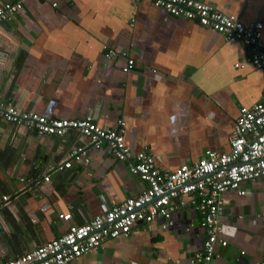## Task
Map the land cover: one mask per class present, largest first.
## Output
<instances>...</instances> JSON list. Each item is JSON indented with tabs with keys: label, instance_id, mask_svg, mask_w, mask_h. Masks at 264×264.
Listing matches in <instances>:
<instances>
[{
	"label": "crops",
	"instance_id": "1",
	"mask_svg": "<svg viewBox=\"0 0 264 264\" xmlns=\"http://www.w3.org/2000/svg\"><path fill=\"white\" fill-rule=\"evenodd\" d=\"M16 1L21 10L0 25V103L45 118L90 117L98 126L121 120L125 145L146 150L160 171L192 165L207 150L227 153L239 109L264 96L263 70L247 61L243 45L147 1L0 4ZM197 1L243 25L260 21L264 45L261 0ZM107 49L116 56L107 57ZM126 59L134 65L122 72ZM77 147L87 141L74 131L36 137L0 119V264L140 193L144 184L106 148L87 149V163L56 169ZM241 189L242 196L222 195L226 245L214 247L210 264L264 259V177ZM198 221L187 201L168 220L137 223L126 237L105 240L70 264L183 262L201 247Z\"/></svg>",
	"mask_w": 264,
	"mask_h": 264
},
{
	"label": "built area",
	"instance_id": "2",
	"mask_svg": "<svg viewBox=\"0 0 264 264\" xmlns=\"http://www.w3.org/2000/svg\"><path fill=\"white\" fill-rule=\"evenodd\" d=\"M52 8L56 0H48ZM147 1L165 14L195 21L199 26L221 35L230 43H239L249 52L247 61L264 73V45L261 41L262 24L255 21L243 25L231 15L197 0H132ZM262 11L264 12V0ZM21 10V2L0 4V25L10 21ZM106 50V47H103ZM107 57H115L107 49ZM126 59L122 72L133 67ZM0 119L32 132L36 137L60 138L74 131L87 141V147H77L56 169H67L71 161L87 163V149L101 151L106 148L113 160L125 162L129 174L144 184L140 193L113 205L103 213L80 226H70L64 234L45 242L33 250L3 264H70L87 253L96 252L105 240L126 237L137 223H149L160 218L168 220L171 214L187 201L199 214L198 226L203 240L198 251L176 264H210L214 247H224L219 219L222 214L225 192L242 196L241 185L264 177V96L249 108L241 107L228 136L229 151H205L192 165H180L170 171L158 170L153 157L146 150L132 151L124 143V123L115 121L112 126H98L90 117L79 119L45 118L34 112H25L11 104L0 103ZM3 201L7 197L2 198ZM57 218L68 221V214ZM242 254V253H240ZM252 264H264V259Z\"/></svg>",
	"mask_w": 264,
	"mask_h": 264
}]
</instances>
